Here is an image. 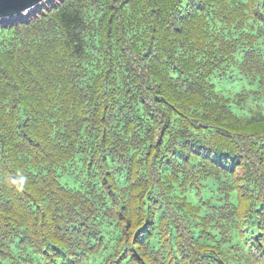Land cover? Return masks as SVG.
<instances>
[{
    "label": "trees",
    "instance_id": "1",
    "mask_svg": "<svg viewBox=\"0 0 264 264\" xmlns=\"http://www.w3.org/2000/svg\"><path fill=\"white\" fill-rule=\"evenodd\" d=\"M0 264H264V0L0 19Z\"/></svg>",
    "mask_w": 264,
    "mask_h": 264
},
{
    "label": "water",
    "instance_id": "2",
    "mask_svg": "<svg viewBox=\"0 0 264 264\" xmlns=\"http://www.w3.org/2000/svg\"><path fill=\"white\" fill-rule=\"evenodd\" d=\"M45 0H0V19L21 16L36 9Z\"/></svg>",
    "mask_w": 264,
    "mask_h": 264
},
{
    "label": "rangeland",
    "instance_id": "3",
    "mask_svg": "<svg viewBox=\"0 0 264 264\" xmlns=\"http://www.w3.org/2000/svg\"><path fill=\"white\" fill-rule=\"evenodd\" d=\"M242 171H243L242 169H238V170H237L238 173H241Z\"/></svg>",
    "mask_w": 264,
    "mask_h": 264
},
{
    "label": "clouds",
    "instance_id": "4",
    "mask_svg": "<svg viewBox=\"0 0 264 264\" xmlns=\"http://www.w3.org/2000/svg\"><path fill=\"white\" fill-rule=\"evenodd\" d=\"M21 182H23V181H21Z\"/></svg>",
    "mask_w": 264,
    "mask_h": 264
}]
</instances>
